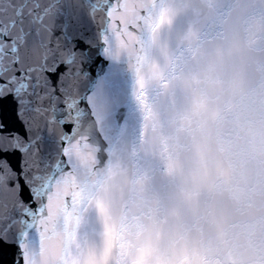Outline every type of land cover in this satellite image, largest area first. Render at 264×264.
I'll return each mask as SVG.
<instances>
[{
  "label": "clouds",
  "instance_id": "obj_1",
  "mask_svg": "<svg viewBox=\"0 0 264 264\" xmlns=\"http://www.w3.org/2000/svg\"><path fill=\"white\" fill-rule=\"evenodd\" d=\"M149 4L138 140L84 177L102 224L84 258L264 264V0Z\"/></svg>",
  "mask_w": 264,
  "mask_h": 264
},
{
  "label": "snow or ice",
  "instance_id": "obj_2",
  "mask_svg": "<svg viewBox=\"0 0 264 264\" xmlns=\"http://www.w3.org/2000/svg\"><path fill=\"white\" fill-rule=\"evenodd\" d=\"M152 16L149 0H0V264H97L84 177L104 119L146 106Z\"/></svg>",
  "mask_w": 264,
  "mask_h": 264
},
{
  "label": "water",
  "instance_id": "obj_3",
  "mask_svg": "<svg viewBox=\"0 0 264 264\" xmlns=\"http://www.w3.org/2000/svg\"><path fill=\"white\" fill-rule=\"evenodd\" d=\"M182 25L183 20L178 19L175 27L179 29ZM116 68L122 81L130 88L131 75L127 71L126 65L119 64ZM138 130L139 114L135 110L126 111L119 116L115 113L107 116L102 122L98 134L93 137V142L99 149L97 153L98 166L103 167L113 158L123 159L126 151L137 143ZM101 231L102 224L95 210L91 206H84L80 214V224L77 230L78 238L89 244L98 245Z\"/></svg>",
  "mask_w": 264,
  "mask_h": 264
}]
</instances>
